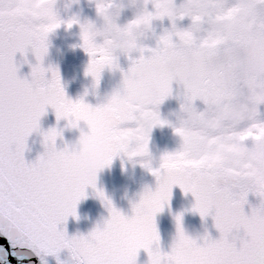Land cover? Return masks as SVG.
<instances>
[{"label": "snow or ice", "instance_id": "6c2138e0", "mask_svg": "<svg viewBox=\"0 0 264 264\" xmlns=\"http://www.w3.org/2000/svg\"><path fill=\"white\" fill-rule=\"evenodd\" d=\"M56 2L0 0V240L11 248L0 246V264H10V257L21 264L28 256L25 250L42 261L47 255L59 260L63 249L71 252L74 264H137L141 249L148 253V264H264V0H183L179 5L176 0H146L143 15L124 26L107 15L109 0H96L103 31H96L92 21L61 19ZM165 17L171 27L155 48L137 42V26L152 31L153 22ZM185 18L191 23L181 27L178 21ZM77 23L82 47L91 57L87 74L96 84L105 67L123 74L122 87L112 96L115 112L83 98L71 100L59 70L43 66L49 34L62 24L71 28ZM111 32L127 34V71L108 53L112 40L105 33ZM29 47L38 61L32 65L31 81L20 77L15 60L18 52L26 57ZM147 65L160 72L155 84L143 76ZM173 82L184 88L180 100L189 116L185 126L170 125L158 112L172 96ZM197 101L203 102L202 109ZM48 106L58 121L67 118L76 127L83 120L93 134L101 135L110 147L109 166L120 153H146L157 125L174 128L180 148L165 153L159 168L144 165L158 178V188L133 204L134 216L115 208L68 147L57 150L62 131L44 132L45 153L35 162L25 160L28 137L40 130ZM176 185L195 197L193 212L213 216L219 239L208 234L184 237L170 253L160 249L156 216L170 203ZM89 186L105 202L110 218L87 236L69 237L58 226L69 216L79 218L77 205ZM250 193L260 203L247 213ZM176 223L182 226L183 214L176 216ZM241 229L244 237L237 247L234 230Z\"/></svg>", "mask_w": 264, "mask_h": 264}, {"label": "water", "instance_id": "95a60500", "mask_svg": "<svg viewBox=\"0 0 264 264\" xmlns=\"http://www.w3.org/2000/svg\"><path fill=\"white\" fill-rule=\"evenodd\" d=\"M51 47L47 56L44 57L43 66L45 68L58 69L61 75L62 85L66 96L73 101H78L81 98L85 103L96 107L107 95L122 87L123 74L121 71L105 69L99 85H96L94 78L87 74V69L90 63L88 56H82L79 49L71 50L72 42L67 39L58 30L49 34ZM145 55H148L145 54ZM16 63L19 66V75L21 78H27L31 81L32 65L38 63L31 47L25 57L22 53H17L15 57ZM119 64L125 71L131 65V61L127 58L119 59ZM51 78V72L46 74ZM173 94L166 99L162 104H169L174 99H180L184 88L183 85L173 82ZM197 107L202 104V101L196 102ZM79 125L88 131L85 121H80ZM161 126V125H160ZM168 128V124L161 126ZM52 128L62 131V136L57 137V150H63L69 147L72 142L79 136V131L69 124L67 118L57 120L56 111L52 106H48L46 113L40 119V130L34 131L27 140V149L24 152V158L27 162H35L41 154L44 153V137L43 133ZM156 130V127H154ZM173 151L180 148V145L175 146L170 143ZM70 149V148H69ZM97 188L103 190L106 196L112 201V204L125 216L131 218L134 216L133 204L138 203L141 195L146 188L155 192L158 188L157 177H152L137 184L129 182L128 171L119 161L118 156L114 157L110 166L106 167L98 178ZM249 203L245 205V212L251 213L252 207L260 203V198L250 193L248 197ZM195 204V197L192 193H187L176 185L172 190V197L169 204L165 205L162 212L156 216V225L160 234V249L165 253H170L174 244L176 234V216L183 214L184 227L193 234L195 238L202 237L205 234L211 236L212 239H219L220 232L215 227V221L210 214L207 218H202L198 212H193L192 208ZM78 219L69 216L66 223H61L58 227L60 230H66L69 237L78 235L87 236L98 224L103 227L105 221L110 218V212L105 206V202L97 194V190L89 186L86 189V197L81 199L77 205ZM234 235L237 237V247L240 246L241 239L244 237V231L239 232L234 230ZM202 239H198V243L203 244ZM0 246L8 248L11 251L10 245L6 240H0ZM156 245H153L155 248ZM28 256L21 264H74L71 252L68 249H63L59 253V260L55 255H47L42 261L39 256L30 250ZM149 256L146 250L141 249L138 255L137 264H148ZM10 264H18L15 257H10Z\"/></svg>", "mask_w": 264, "mask_h": 264}, {"label": "clouds", "instance_id": "9594fccd", "mask_svg": "<svg viewBox=\"0 0 264 264\" xmlns=\"http://www.w3.org/2000/svg\"><path fill=\"white\" fill-rule=\"evenodd\" d=\"M109 3L111 4V7L107 9V15L114 17L117 19L121 14V11L125 7H132L135 10V18L143 15L145 8H146V0H127V3H125V0H109ZM58 13V12H57ZM59 14V13H58ZM60 16V15H59ZM95 23V22H94ZM96 24V23H95ZM97 25V24H96ZM104 21L102 18V23L97 25L96 31H103ZM151 30L147 29L144 26H137L133 31V36L136 38L137 42L141 45H146L144 43L145 40L149 38V33ZM106 38H109L112 40V44L110 45L108 49V53L112 56H115L118 60L121 55H124L123 48L124 44L127 40V34L122 32H111V33H105ZM96 42L99 44L101 43V38L99 36L96 37ZM47 46V53L45 56H47L49 49L51 47V41H46ZM110 69L108 67H105V69ZM104 69V70H105ZM104 70L101 73V76L104 72ZM143 76L146 80L149 82L155 84L159 81L160 78V72L156 67L147 65L143 71ZM97 85V84H96ZM46 84L42 83L40 85L41 88L45 87ZM98 86V85H97ZM115 92V91H114ZM113 92V93H114ZM113 93L110 95H107L103 102H101L98 106H104V107H110L113 112L117 110L116 106L112 104V96ZM158 112L160 114L159 108ZM161 117V114H160ZM162 119V118H161ZM189 119L188 114L181 108L178 113H176L175 120H168V119H162L164 121L169 122L170 125L173 126H185L184 121ZM83 121V120H82ZM86 122V121H85ZM88 131H85L84 128H81L78 124L76 127H73L79 131V136L76 138L74 142L71 143V145L68 147L70 150L78 157V164L79 167L89 175L92 182H94L96 185L98 184V178L99 174L109 165L107 164V161L109 160L111 156V151L108 143L105 141V139L99 135V134H93L91 131V128L89 127L88 123L86 122ZM134 150V147H130L129 151ZM46 149L44 150L45 153ZM126 154V153H124ZM129 158V160L133 163V166H135L136 163L142 164L144 166L145 164H150L152 166L153 160L155 159L153 155L151 154L148 146V151L141 155L136 156H129L126 154ZM140 157V160H134L133 158ZM145 167V166H144ZM158 180V178H157ZM152 191L149 188H146L143 194L141 195L140 200L146 193V191ZM103 191V190H101ZM104 192V191H103ZM153 192V191H152ZM139 200V201H140ZM182 228V230H181ZM184 237H192V233H190L182 224L180 228H176V234L174 242L180 240Z\"/></svg>", "mask_w": 264, "mask_h": 264}, {"label": "flooded vegetation", "instance_id": "af4514ba", "mask_svg": "<svg viewBox=\"0 0 264 264\" xmlns=\"http://www.w3.org/2000/svg\"><path fill=\"white\" fill-rule=\"evenodd\" d=\"M182 2L183 0H176L177 5ZM125 3H127V0H125ZM55 8L60 17L65 21H68L73 17H77L81 23L85 21H92L97 25L102 23V17H100L97 12L96 0H57ZM148 9L150 11L153 10V5L149 3ZM134 18L135 10L132 7H125L121 11V14L117 19V23L121 26H124ZM190 23L191 21L189 18L178 21V24L181 27H187ZM72 27L81 30L79 23L73 24ZM170 27L171 21L167 17H165L163 20H155L153 22V30L149 33V38L145 40L144 43L148 47L155 48L157 46L159 36L164 33L165 29ZM77 34L82 37L80 33L77 32Z\"/></svg>", "mask_w": 264, "mask_h": 264}, {"label": "bare ground", "instance_id": "6f19581e", "mask_svg": "<svg viewBox=\"0 0 264 264\" xmlns=\"http://www.w3.org/2000/svg\"><path fill=\"white\" fill-rule=\"evenodd\" d=\"M161 163H158L157 161H155V159L153 160V168H159ZM138 168V169H137ZM134 167L132 171V173H130V177H131V182L135 183V182H140V180H144L147 179L148 177H154V175L152 174V172L150 173L149 170H147L146 168L143 167Z\"/></svg>", "mask_w": 264, "mask_h": 264}, {"label": "rangeland", "instance_id": "374dc122", "mask_svg": "<svg viewBox=\"0 0 264 264\" xmlns=\"http://www.w3.org/2000/svg\"><path fill=\"white\" fill-rule=\"evenodd\" d=\"M71 28H73L75 31H77L78 33H80L82 35V32L80 29L78 30L77 28H74V27H71ZM134 55H140V53L135 52V53H133V56ZM262 111H264V106H262ZM170 116H172V114L168 115V117H170ZM175 118H176V116L172 117L171 120H175ZM149 147H150V145H149Z\"/></svg>", "mask_w": 264, "mask_h": 264}]
</instances>
